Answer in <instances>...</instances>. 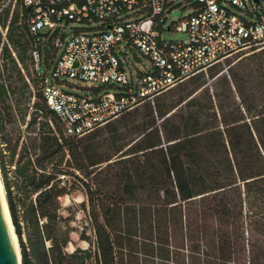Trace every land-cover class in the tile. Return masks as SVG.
I'll return each instance as SVG.
<instances>
[{"label":"trees","instance_id":"trees-1","mask_svg":"<svg viewBox=\"0 0 264 264\" xmlns=\"http://www.w3.org/2000/svg\"><path fill=\"white\" fill-rule=\"evenodd\" d=\"M10 13L0 173L22 264H264V47L182 81L138 121L79 136L44 95L30 8Z\"/></svg>","mask_w":264,"mask_h":264},{"label":"built area","instance_id":"built-area-1","mask_svg":"<svg viewBox=\"0 0 264 264\" xmlns=\"http://www.w3.org/2000/svg\"><path fill=\"white\" fill-rule=\"evenodd\" d=\"M6 0L3 6L8 5ZM17 1V0H15ZM31 10L34 66L42 72L43 49L52 37L53 70L44 75V95L66 133L85 135L231 55L264 47V0H23ZM192 13L175 28L187 40L163 37L167 19ZM0 7V9L3 8ZM260 7L263 13H260ZM175 10L181 15H173ZM257 13L258 18H254ZM97 27L77 25H92ZM0 29L6 38L8 26ZM64 33H67L64 36ZM138 48L154 70L129 76V49ZM59 55L58 58H56ZM62 76L97 83L92 94L68 88ZM115 83L121 92L110 90ZM74 85V84H73ZM82 87L79 84L75 86Z\"/></svg>","mask_w":264,"mask_h":264},{"label":"rangeland","instance_id":"rangeland-1","mask_svg":"<svg viewBox=\"0 0 264 264\" xmlns=\"http://www.w3.org/2000/svg\"><path fill=\"white\" fill-rule=\"evenodd\" d=\"M17 1L11 0L8 3V5L11 7L10 18H11L12 14H13L14 9L17 7ZM183 8H184V13L182 14V16H177V17H174L173 19L169 18L165 22L164 30H163L164 39H166V40H187L188 39V33L186 31L178 30V29H175V28H171V29L168 28V26H170L173 22H180L182 20H185L192 13L191 7L186 6V3H183ZM260 13H263V8L262 7H260ZM254 18H258L257 13L254 14ZM98 25H99V23H94L92 25H77V26L97 27ZM2 28L5 30V27H2ZM2 35H3V41H8L7 34H6V38L4 37L3 32H2ZM251 52H252L251 50L247 49V50L235 53V54L231 55L230 57L221 60V62H227L228 60H234V62H236V61L239 60L240 56L247 55V54H249ZM129 56H130L129 64H126V69H127V72L129 74V76L133 75L134 80H136V78L138 77L139 71H145L147 69H152V70L155 69L153 64H152V62L148 59V57H146L138 48H135L134 50L129 49ZM58 57H59V55L56 58H58ZM0 62H2L1 48H0ZM54 66H55V63L53 65H51L50 67H48V65L45 62H43L42 65H41V70H42V72L45 73L49 69L53 70ZM208 69L205 72H208ZM61 79L62 80H66L67 82H69L68 88H71L72 90H74V91H76L78 93H81V94H92L93 93V86L97 85V83L85 82V81H82V80H79V79L70 78V77H67V76H62ZM185 81H187V80H185ZM184 82L178 83L177 85L173 86L172 88L164 91L163 93H161L159 95H162L164 93H170V94L171 93H177L179 87ZM75 84H79L82 87H78L77 85L75 86ZM119 86H120L119 84L115 83V86H112L110 88V90L113 91V92H121L120 91L121 88ZM158 96L155 97L154 101L157 99ZM148 102H150V101H147V102L137 106L136 108L123 113L119 117L111 120L110 122H108L107 124H105L103 126H100L98 129H96L94 131H97V130L104 131V130H106L107 126L110 125V124L123 126L124 124L127 123V120H129V119L138 121V119H140L142 117V114H143V111H144V106ZM137 112H138V114H135ZM129 114H131V115L135 114V115L134 116H131V115L128 116ZM103 143L105 144V147H106V145L107 146H111V144L113 142H110L108 140L107 141L104 140ZM109 149H110V147H109ZM82 199H83L82 195H78L76 197V200L80 201ZM66 203H70V198L69 197L66 198ZM83 217H84V213L82 211H79L78 212L79 221H81L83 219ZM74 237L75 238L78 237L76 233L74 234ZM81 244L84 245V246L87 245L86 242H81ZM71 248H73V245H71Z\"/></svg>","mask_w":264,"mask_h":264},{"label":"water","instance_id":"water-1","mask_svg":"<svg viewBox=\"0 0 264 264\" xmlns=\"http://www.w3.org/2000/svg\"><path fill=\"white\" fill-rule=\"evenodd\" d=\"M259 2L260 0H256ZM182 11L175 10L173 15H181ZM67 33H64L66 36ZM0 264H19L13 244L9 224L4 213V206L0 198Z\"/></svg>","mask_w":264,"mask_h":264},{"label":"bare ground","instance_id":"bare-ground-1","mask_svg":"<svg viewBox=\"0 0 264 264\" xmlns=\"http://www.w3.org/2000/svg\"><path fill=\"white\" fill-rule=\"evenodd\" d=\"M0 198H1L3 206H4V213L6 215V218H7L8 224H9V228H10L13 244L15 247V251L17 254L18 262H19V264H22L21 247L19 244V239H18L17 233L15 231V226H14L13 221H12V217H11V213H10V209H9L7 197H6L5 186H4L2 177H1V173H0Z\"/></svg>","mask_w":264,"mask_h":264}]
</instances>
